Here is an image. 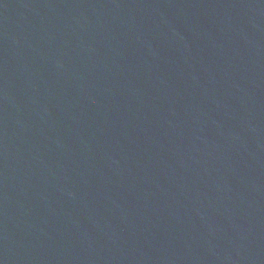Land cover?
Wrapping results in <instances>:
<instances>
[{
    "label": "water",
    "instance_id": "obj_1",
    "mask_svg": "<svg viewBox=\"0 0 264 264\" xmlns=\"http://www.w3.org/2000/svg\"><path fill=\"white\" fill-rule=\"evenodd\" d=\"M0 264H264V0H0Z\"/></svg>",
    "mask_w": 264,
    "mask_h": 264
}]
</instances>
